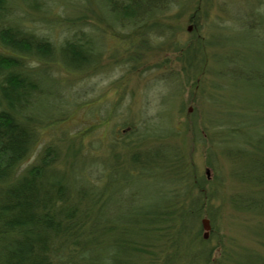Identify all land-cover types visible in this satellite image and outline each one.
Returning <instances> with one entry per match:
<instances>
[{
    "label": "rangeland",
    "instance_id": "obj_1",
    "mask_svg": "<svg viewBox=\"0 0 264 264\" xmlns=\"http://www.w3.org/2000/svg\"><path fill=\"white\" fill-rule=\"evenodd\" d=\"M173 3L157 21L159 25L153 29L147 48L142 42L130 44L138 36L109 19L103 0H51L41 11L28 9L24 20L37 34L61 44L75 33L85 32L102 48V55L95 66L81 71H70L62 63L46 65L55 77L46 83L52 94L42 96L36 110L49 115L58 109L57 105L65 107L54 121L58 124L45 120L18 173L21 175L34 164L48 145H54L60 153L59 168H68L72 162L91 165L93 173L96 164L103 169L113 163L128 167L133 163L132 149L123 148L120 137L132 134L131 127L173 128L174 135L168 140L192 165L197 184L207 193L213 188L217 193L211 207L206 205L202 211L188 215L185 229H174L172 241L162 249L177 248L185 253L187 259L176 264H190L189 258L200 251L205 255H198L200 258L194 261L205 262L212 248L208 264H253L255 260L264 263V213L240 209L233 201L262 191L247 175V158L239 161L242 149H250L251 145L244 143L243 133L230 130V125L211 126L209 130L202 125L209 112L222 120L231 112L236 120L244 119V126L245 121L264 126V82L257 78L248 82L239 75L243 66L264 71V0ZM256 13H260L261 22L255 18ZM193 38L209 41L204 74L198 76L197 82L185 74L176 51V45ZM228 55L237 62L228 64ZM221 68L228 70L226 76L219 74ZM229 133H238L241 139L228 142ZM142 144L153 147L160 142L149 138ZM226 144L237 147L231 149L239 152L230 155ZM115 154L120 157L116 159ZM165 185L157 174L155 178L143 176L129 187L144 195L151 190L153 197L163 200ZM186 199L184 202L189 201V196ZM205 218L211 222L207 238L202 225ZM141 259L147 264L149 256Z\"/></svg>",
    "mask_w": 264,
    "mask_h": 264
},
{
    "label": "trees",
    "instance_id": "obj_2",
    "mask_svg": "<svg viewBox=\"0 0 264 264\" xmlns=\"http://www.w3.org/2000/svg\"><path fill=\"white\" fill-rule=\"evenodd\" d=\"M103 1L109 19L138 36L130 44L142 42L145 48L159 25L157 21L175 5L173 0ZM49 2L0 0V264H146L141 259L144 256H149L147 264L179 263L186 258L184 252L177 248L165 251L162 247L172 241L174 229H185L188 215L202 211L206 205L211 207L217 190L207 193L197 184L192 165L168 140L174 135L173 128L149 126L140 130L135 125L132 134L122 135L121 146L132 149V166L113 163L103 169L96 164L95 173L91 165L74 162L68 168H59L60 153L54 145H48L34 164L18 173L45 120L58 124L54 121L65 107L57 105L58 109L49 115L36 110L39 99L52 94L46 83L55 77L46 65L62 63L70 71H81L95 66L102 55V48L85 32L57 44L49 36L31 30L24 20L28 9L41 11ZM256 15L261 22L260 13ZM208 44L206 38H193L176 45L183 71L196 82L204 74ZM226 61L231 65L237 62L232 55ZM243 67L239 75L246 81L257 78L264 82L262 69ZM226 68H221L219 74L226 76ZM227 116L225 120L216 119L209 112L202 125L208 130L211 126L230 125V130L243 133L244 143L251 147L242 149L239 161L247 158V175L262 191L233 201L240 209L264 213V126L246 121L244 126L241 117L236 120L231 112ZM245 128L249 130L243 131ZM240 135L229 133L226 140L238 141ZM149 138L160 144L146 148L142 142ZM231 148L237 147L228 146L230 155L239 152ZM157 174L167 184L163 200L153 197L151 190L144 195L130 189L143 176L155 178ZM121 184L124 186L119 188ZM212 249L200 264H208ZM198 255L205 254L200 251L192 255L190 264L200 258ZM253 264L264 263L255 260Z\"/></svg>",
    "mask_w": 264,
    "mask_h": 264
},
{
    "label": "water",
    "instance_id": "obj_3",
    "mask_svg": "<svg viewBox=\"0 0 264 264\" xmlns=\"http://www.w3.org/2000/svg\"><path fill=\"white\" fill-rule=\"evenodd\" d=\"M203 228L205 230V237H208V232L211 229V222L209 218H205L202 222Z\"/></svg>",
    "mask_w": 264,
    "mask_h": 264
}]
</instances>
